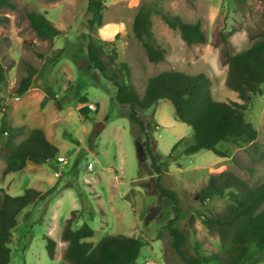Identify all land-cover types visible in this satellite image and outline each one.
I'll list each match as a JSON object with an SVG mask.
<instances>
[{
    "label": "rangeland",
    "instance_id": "rangeland-1",
    "mask_svg": "<svg viewBox=\"0 0 264 264\" xmlns=\"http://www.w3.org/2000/svg\"><path fill=\"white\" fill-rule=\"evenodd\" d=\"M10 1L14 9L0 8V65L6 77L1 95L6 121L10 127L21 128L16 143L30 130L41 129L58 154L46 163L28 162L22 171L0 181V189L11 196H20L27 189L39 193L17 217L9 264H67L62 260L66 244L60 233L73 210L78 214L72 228L86 223L93 230L88 240L93 244L110 235L134 237L144 243L137 264H185L164 229L172 218L171 203L157 193L144 138L127 118V108L115 103V88L89 65L87 36L90 34L105 52L115 51L117 62L130 70L126 83L140 96L150 78L164 71H179L204 74L214 100L238 101L226 86L222 45H213V35L223 30L233 54L246 50L250 37L264 32L261 4L258 0H104L103 25L89 33L88 0ZM155 2L187 23L199 22L207 42L187 47L178 31L170 30L153 14L151 29L166 54L162 62L150 63L132 34V23L142 5ZM31 12L48 20L60 36L39 39L30 27L27 14ZM27 64L37 74L27 92L16 97L14 92ZM89 104L94 110L87 108ZM138 116L145 123L157 161L167 163L160 184L178 198L180 213L173 226L186 237L185 254L223 252L229 244L210 233L200 215L223 211L228 198L201 202L195 194L209 175L222 172L234 174L251 188L264 183V84L244 111L245 121L256 130L257 138L250 143L242 139L220 143L217 148L224 153L223 158L203 149L183 152L194 144L193 132L176 121L167 101L139 111ZM99 124L103 129L96 136ZM169 155L173 160H168ZM58 156L66 163L58 164ZM4 167L0 156V176ZM45 236L57 244L54 260L46 254ZM244 264H264V256L253 254Z\"/></svg>",
    "mask_w": 264,
    "mask_h": 264
},
{
    "label": "trees",
    "instance_id": "trees-1",
    "mask_svg": "<svg viewBox=\"0 0 264 264\" xmlns=\"http://www.w3.org/2000/svg\"><path fill=\"white\" fill-rule=\"evenodd\" d=\"M262 6L261 19L264 22V0H258ZM0 8L14 9L10 0H0ZM104 0H88V32L91 33L103 25L102 13ZM160 16L166 26L178 31L181 40L187 46L203 45L207 38L199 22L187 23L177 15L165 12L158 2L150 6L142 5L132 23V34L145 52L147 60L158 64L164 60L166 51L157 42L151 29V16ZM30 27L41 40H51L60 36V32L43 16L27 14ZM249 47L239 54L232 53L227 34L218 29L213 35V45H222L220 59L226 67V86L236 94L238 101H216L212 98L210 81L202 73L188 75L179 71H164L150 78L140 96L129 79L130 70L123 62H117L116 53H110L97 46L88 34L85 54L89 65L109 82L116 90L114 101L126 107V116L144 138V149L150 168L155 176L158 195L171 203L172 218L164 229L171 238L174 252L185 264H244L253 254L264 256V183L251 188L243 180L230 172L209 175L205 185L195 196L201 202L215 197H227L228 204L221 212L200 215L205 228L218 236L228 247L220 253L207 256L195 253L187 256L183 250L185 235L173 224L179 217L176 194L160 184L166 162L159 163L151 149L145 123L138 112L149 110L159 101L169 102L177 122L187 125L193 132L194 144L184 149L185 154L199 150L212 152L219 158L224 153L217 147L220 143L242 139L250 143L257 138V132L245 121L244 111L253 96L260 94L264 84V32L250 37ZM25 76L21 77L15 89L16 97L23 96L29 89L37 70L26 65ZM6 77L0 65V156L4 160V170L0 181L8 174L22 171L28 162L46 163L53 161L58 148L47 138L41 129H32L19 143L16 138L21 128L8 126L5 116L4 98L1 95ZM178 142L171 148L175 149ZM168 160H173L171 155ZM39 193L27 189L20 196H11L0 189V264H9L12 244L11 232L18 226L17 217L21 211L34 203ZM78 211L70 212L63 224L60 239L66 244L62 260L67 264H137L144 243L134 237L110 235L103 237L97 244L89 239L93 230L83 223L73 229ZM192 218L190 220V225ZM45 251L50 260L56 255V242L45 236Z\"/></svg>",
    "mask_w": 264,
    "mask_h": 264
},
{
    "label": "built area",
    "instance_id": "built-area-1",
    "mask_svg": "<svg viewBox=\"0 0 264 264\" xmlns=\"http://www.w3.org/2000/svg\"><path fill=\"white\" fill-rule=\"evenodd\" d=\"M87 108H88L89 110H94V107H93L91 104L87 105ZM56 162H57L58 164H65V163H66L65 159H64L63 157H59V156L57 157ZM88 168H89V169H92V165L89 164V165H88ZM54 176H55V177H58V174L55 173Z\"/></svg>",
    "mask_w": 264,
    "mask_h": 264
},
{
    "label": "water",
    "instance_id": "water-1",
    "mask_svg": "<svg viewBox=\"0 0 264 264\" xmlns=\"http://www.w3.org/2000/svg\"><path fill=\"white\" fill-rule=\"evenodd\" d=\"M102 129H103V126L99 124V125L97 126V128H96L95 135H96V136L99 135V133L102 131Z\"/></svg>",
    "mask_w": 264,
    "mask_h": 264
}]
</instances>
